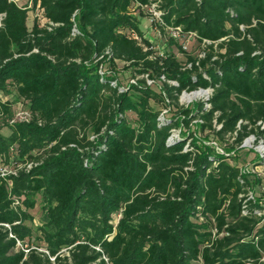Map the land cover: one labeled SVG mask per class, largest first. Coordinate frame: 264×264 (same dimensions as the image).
<instances>
[{
  "label": "trees",
  "instance_id": "trees-1",
  "mask_svg": "<svg viewBox=\"0 0 264 264\" xmlns=\"http://www.w3.org/2000/svg\"><path fill=\"white\" fill-rule=\"evenodd\" d=\"M30 1L0 0V164H31L0 178V264H264L247 178L193 134L172 136L199 121L225 153L264 137V0ZM134 10L160 35H193L202 57L158 55ZM117 63L136 79L126 89ZM9 87L28 122L11 123ZM198 90L205 104L179 107Z\"/></svg>",
  "mask_w": 264,
  "mask_h": 264
},
{
  "label": "rangeland",
  "instance_id": "rangeland-1",
  "mask_svg": "<svg viewBox=\"0 0 264 264\" xmlns=\"http://www.w3.org/2000/svg\"><path fill=\"white\" fill-rule=\"evenodd\" d=\"M15 2L18 6H26L30 8L28 0H15ZM147 13H150L152 14V16H154V18H157V13L153 10L148 11ZM33 14L34 13L32 11L28 14V27L31 26ZM133 17H135L138 22L142 38L150 42V44L154 48V51H156L158 55H163L167 52H171L176 55V57L181 63H185V57L179 51V48H181L182 51L186 52L190 56L197 58L202 57L205 46L198 43L196 39L189 36L186 37L173 33L164 36L160 35L150 25L152 18L145 17L143 15L139 16L137 10L133 11ZM170 37L175 40L176 44L169 43ZM104 71L105 67L101 69V72ZM131 76L132 75L130 74V69L124 68V65L122 63H117V74L115 75V77L116 83L120 88L126 89L129 84L134 83L136 81V79L133 80ZM169 84L175 85L174 83ZM149 86L153 89L158 90L160 82L150 84ZM209 97V93L204 90H198L192 93H183L178 98V105L183 109L194 111L198 104H205ZM1 99L3 101H10L13 104V118L16 122H21L20 120H23L27 114L30 115L27 109V105L17 99L16 93L12 87H9L7 94H1ZM154 108L158 110H163L162 115H164L165 118H173L176 112L174 107L164 109L161 106H155ZM203 108L204 110L209 109L207 105H204ZM127 118L129 121H133L134 115L129 113L127 114ZM200 123L201 122L199 121H193L191 122L188 128L180 127L179 129L173 132L172 136L176 137L180 133L185 134L186 136L188 134H193V136L199 142H203L207 145H210V147H212L216 153H224L229 156V162L239 168L244 174V176L247 178L249 185V191L247 196L249 198L255 197L258 200L260 206H262V211L261 213H257V215L262 216L264 214V137L257 139L256 137L251 136L247 138L242 143V145H240L235 150L225 153L224 149L218 146L215 141H208L206 139L207 133H202L198 127ZM1 132L5 136H8L9 134V130L6 128H3ZM211 139H213L212 136ZM226 144H228V142ZM31 214L33 216L32 229L37 234V228L44 223V217L41 212V204L39 197H36V205L35 208L31 211ZM116 220L117 217H114V222H116ZM26 245L28 247H33L35 246V242L28 243ZM27 246L21 245V248L18 247V249H25L27 248ZM62 254L66 256V252H63Z\"/></svg>",
  "mask_w": 264,
  "mask_h": 264
},
{
  "label": "built area",
  "instance_id": "built-area-1",
  "mask_svg": "<svg viewBox=\"0 0 264 264\" xmlns=\"http://www.w3.org/2000/svg\"><path fill=\"white\" fill-rule=\"evenodd\" d=\"M30 0H28V3L30 4ZM151 11V10H149ZM157 13V12H156ZM39 16H40V13L38 12L37 13ZM159 13H157V18L159 17ZM1 16H0V21H1ZM156 18V19H157ZM42 21V20H41ZM178 35V34H177ZM189 37H192L193 38V35L189 36ZM161 81H163V78H161ZM146 84L147 85H150V84H153L151 81L147 80L146 81ZM175 84V83H174ZM206 92L209 93V95L211 94V91L210 90H204ZM208 106V105H207ZM209 107V106H208ZM29 118H30V115L27 114L23 120H20L21 122H28L29 121ZM13 122H16L13 118V120L11 121V123ZM12 166V167H11ZM31 167V164H28V165H20V164H15L12 162V159H10V163L8 165H3V164H0V178H4V177H7V176H15L16 175V172L20 169H23V168H26V169H29ZM17 204V202H16ZM6 228H8L6 225H5ZM9 237L12 238V235H9ZM21 243L17 242V247H20L21 248Z\"/></svg>",
  "mask_w": 264,
  "mask_h": 264
}]
</instances>
